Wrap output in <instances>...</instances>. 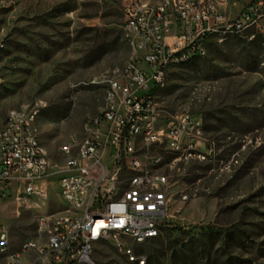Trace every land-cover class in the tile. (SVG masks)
I'll return each instance as SVG.
<instances>
[{
  "label": "rangeland",
  "instance_id": "374dc122",
  "mask_svg": "<svg viewBox=\"0 0 264 264\" xmlns=\"http://www.w3.org/2000/svg\"><path fill=\"white\" fill-rule=\"evenodd\" d=\"M228 1L233 17L252 0ZM122 24L121 0H0V124L9 108L40 101L36 128L50 165L30 206L16 211L11 197L0 201L10 250L39 238L40 217L65 210L61 167L104 106L101 77L132 56ZM248 35L208 37L205 52L168 68L155 90L164 119L181 112L201 119L209 152L162 168L169 200L159 236L123 238L136 258L101 240L90 262L71 264H264V42ZM0 264H7L1 252Z\"/></svg>",
  "mask_w": 264,
  "mask_h": 264
},
{
  "label": "built area",
  "instance_id": "2783aa9c",
  "mask_svg": "<svg viewBox=\"0 0 264 264\" xmlns=\"http://www.w3.org/2000/svg\"><path fill=\"white\" fill-rule=\"evenodd\" d=\"M228 5V0H121L129 64L114 72L105 108L85 122V146L68 154L61 167L65 177L57 179V191L64 212L38 219L39 238L14 251L0 222V252L7 264L88 263L92 246L101 240L136 258L123 238L142 243L159 236L169 200L162 168L209 152L201 119L187 112L164 119L155 90L178 59L205 52L212 35L233 29L241 36L244 26L253 25L250 41L264 39V0L249 1L233 17L226 14ZM41 106L34 100L27 110L9 108L0 124V201L11 197L16 211L42 194L49 175V158L36 156L27 126V115ZM139 130H147L145 140H138ZM167 153H174V160L165 161ZM112 178H121L119 190H112ZM81 197H88V204H81ZM75 208H82L81 219H74ZM116 229L135 230V237L116 236ZM27 251L33 257L23 262Z\"/></svg>",
  "mask_w": 264,
  "mask_h": 264
},
{
  "label": "bare ground",
  "instance_id": "6f19581e",
  "mask_svg": "<svg viewBox=\"0 0 264 264\" xmlns=\"http://www.w3.org/2000/svg\"><path fill=\"white\" fill-rule=\"evenodd\" d=\"M243 32L249 33L248 39L250 40V36H252V34L256 33V26L246 25L241 29V33H243ZM123 34H124L126 41L128 42V44L130 46V42H129V40H127V37H126V32L123 31ZM227 34H233V29H225L223 31V36L227 35ZM243 38H244V35H243ZM262 41L264 42V39H262ZM1 48L2 47H0V50H1ZM200 53H202V52H195L190 57L178 59V63L186 62V61L190 60L192 57H194L195 55H198ZM127 64H129V60L125 61L121 67H119V68L116 67V69L111 70L110 73H105L100 79L101 82L105 83L106 87H107V85H110L113 82L114 72L116 70H124ZM0 84H1V81H0ZM29 106H30V103H22L19 106L15 107V109L27 110V107H29ZM103 108H105V103H104ZM37 118H38L37 109H32L30 111L29 115H27V126H29V130L31 131V133L33 135V145L35 147L36 156L48 158L44 146L39 141L38 132H37V128H36ZM146 138H147V130H139L138 131V140H145ZM79 146H85V138L82 139L81 144ZM167 154L170 155V160H174V153H167ZM64 177H65V170H61V174L58 178H64ZM120 187H121V178H112V190H119ZM81 204H88V197H81ZM42 217H50V216H42ZM42 217H40L39 219H42ZM81 218H82V208H75L74 219H81ZM116 236L135 237V230L116 229Z\"/></svg>",
  "mask_w": 264,
  "mask_h": 264
},
{
  "label": "trees",
  "instance_id": "16d2710c",
  "mask_svg": "<svg viewBox=\"0 0 264 264\" xmlns=\"http://www.w3.org/2000/svg\"><path fill=\"white\" fill-rule=\"evenodd\" d=\"M63 264H71V263H63Z\"/></svg>",
  "mask_w": 264,
  "mask_h": 264
},
{
  "label": "crops",
  "instance_id": "0c3cea01",
  "mask_svg": "<svg viewBox=\"0 0 264 264\" xmlns=\"http://www.w3.org/2000/svg\"><path fill=\"white\" fill-rule=\"evenodd\" d=\"M23 261V260H22ZM24 262V261H23Z\"/></svg>",
  "mask_w": 264,
  "mask_h": 264
}]
</instances>
